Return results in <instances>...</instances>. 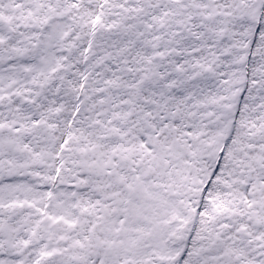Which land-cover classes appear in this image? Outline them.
<instances>
[{
	"label": "snow or ice",
	"instance_id": "6c2138e0",
	"mask_svg": "<svg viewBox=\"0 0 264 264\" xmlns=\"http://www.w3.org/2000/svg\"><path fill=\"white\" fill-rule=\"evenodd\" d=\"M0 264H264V0H0Z\"/></svg>",
	"mask_w": 264,
	"mask_h": 264
}]
</instances>
